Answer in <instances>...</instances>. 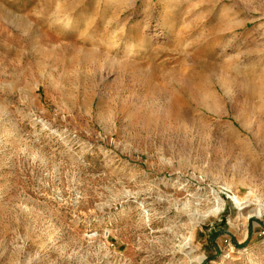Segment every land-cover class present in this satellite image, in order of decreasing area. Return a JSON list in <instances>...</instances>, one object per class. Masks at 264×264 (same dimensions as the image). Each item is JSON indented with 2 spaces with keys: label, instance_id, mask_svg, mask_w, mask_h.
<instances>
[{
  "label": "rangeland",
  "instance_id": "obj_1",
  "mask_svg": "<svg viewBox=\"0 0 264 264\" xmlns=\"http://www.w3.org/2000/svg\"><path fill=\"white\" fill-rule=\"evenodd\" d=\"M0 264H264V0H0Z\"/></svg>",
  "mask_w": 264,
  "mask_h": 264
},
{
  "label": "bare ground",
  "instance_id": "obj_2",
  "mask_svg": "<svg viewBox=\"0 0 264 264\" xmlns=\"http://www.w3.org/2000/svg\"><path fill=\"white\" fill-rule=\"evenodd\" d=\"M129 52H132V51L130 50ZM210 94H211V93H210ZM210 94H209V95H210ZM209 95H208V96H209ZM211 96H212V95H211ZM212 98H213V97H212ZM205 99H206V97H205ZM205 99H204V100H205ZM214 99H215V98H214ZM206 100H207V99H206ZM208 100H209V99H208ZM209 101H210V100H209ZM204 102H206V101H204ZM207 102H208V101H207ZM210 102H211V101H210ZM216 102H217V101H216V99H215V102H214V103L216 104ZM214 103H213V104H214ZM211 105H212V103H211ZM214 106H215V105H214ZM217 108H218V107H217ZM204 109L207 110V108H204ZM208 112H209V111H208ZM214 113H215V112H214ZM218 114H219V112H218ZM214 119H215V118H214ZM213 125H214V124H213ZM236 133H237V132H236ZM249 212H250V213H252V212H253V213H257L258 211H257V209L253 208V209H250Z\"/></svg>",
  "mask_w": 264,
  "mask_h": 264
}]
</instances>
